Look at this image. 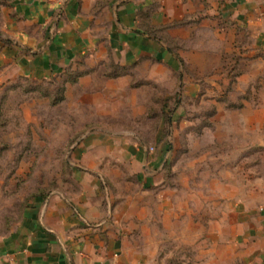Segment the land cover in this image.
Returning <instances> with one entry per match:
<instances>
[{
  "label": "crops",
  "instance_id": "crops-1",
  "mask_svg": "<svg viewBox=\"0 0 264 264\" xmlns=\"http://www.w3.org/2000/svg\"><path fill=\"white\" fill-rule=\"evenodd\" d=\"M11 13L3 33L8 44L0 42L5 81L49 80L80 61L95 66L109 58L154 79L158 69L180 71V60L200 71L209 54L248 53V30L255 42L264 41V0H13ZM128 81L84 77L66 86L67 106L83 109L82 124L92 122L86 109L93 110L96 122ZM103 133H85L71 154L72 188L38 200L0 237V264H152L159 236L192 245L198 264H264V175L239 205L230 197V211L211 214L207 223L197 212L192 217L187 200L172 210L170 190L153 213L143 199L165 181L164 146H104ZM115 170L135 175L140 191L107 200L101 181Z\"/></svg>",
  "mask_w": 264,
  "mask_h": 264
},
{
  "label": "rangeland",
  "instance_id": "rangeland-1",
  "mask_svg": "<svg viewBox=\"0 0 264 264\" xmlns=\"http://www.w3.org/2000/svg\"><path fill=\"white\" fill-rule=\"evenodd\" d=\"M12 6L13 0H0V42L5 45ZM212 54L200 71L180 60V71L158 69L154 79L146 78L145 69L115 64L110 56L103 65L80 61L49 80L0 79V237L38 200L72 188L71 154L95 129L103 130L104 146H164L165 181L148 188L143 199L151 212L161 211L157 205L164 190H170L172 210L179 211V200H187L192 217L197 212L206 223L211 214L230 211V197L239 205L250 183L264 175V41L255 42L248 30V53L240 50L221 59ZM93 75L102 81L127 76L129 81L112 95L105 115L95 122L93 110L86 109L92 122L82 124L84 111L67 106L66 86ZM184 82L196 87L184 91ZM94 94L86 90V96ZM120 171L101 181L109 201L140 191L135 175ZM158 240L152 264H198L192 245Z\"/></svg>",
  "mask_w": 264,
  "mask_h": 264
},
{
  "label": "trees",
  "instance_id": "trees-1",
  "mask_svg": "<svg viewBox=\"0 0 264 264\" xmlns=\"http://www.w3.org/2000/svg\"><path fill=\"white\" fill-rule=\"evenodd\" d=\"M154 37L157 38V39H160V38H161V37L159 38L158 36H155V35H154ZM161 39H162V38H161ZM67 71H69V70H66V72H67ZM66 72H65V73H66Z\"/></svg>",
  "mask_w": 264,
  "mask_h": 264
},
{
  "label": "built area",
  "instance_id": "built-area-1",
  "mask_svg": "<svg viewBox=\"0 0 264 264\" xmlns=\"http://www.w3.org/2000/svg\"><path fill=\"white\" fill-rule=\"evenodd\" d=\"M10 264H12V263H10Z\"/></svg>",
  "mask_w": 264,
  "mask_h": 264
}]
</instances>
